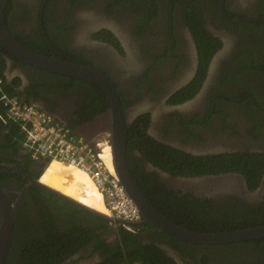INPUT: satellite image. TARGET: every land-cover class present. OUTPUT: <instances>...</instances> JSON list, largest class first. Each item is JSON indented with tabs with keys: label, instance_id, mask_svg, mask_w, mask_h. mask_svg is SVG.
<instances>
[{
	"label": "flooded vegetation",
	"instance_id": "1",
	"mask_svg": "<svg viewBox=\"0 0 264 264\" xmlns=\"http://www.w3.org/2000/svg\"><path fill=\"white\" fill-rule=\"evenodd\" d=\"M0 25L29 50L95 68L108 78L125 121L130 176L160 214L153 198L144 195L147 190L171 197L185 211L200 206L203 213L209 204L227 199L246 207L264 201V174L251 188L240 174L246 172L205 168L223 155H264V0H0ZM5 51L3 76L21 102L51 115L73 136L93 141L104 134L110 143L109 103L99 86L98 93L89 81L28 66ZM138 128V136L191 157L196 161L189 166L199 168L181 172L154 164L128 142ZM45 162L12 145L0 127V170L6 171L0 173V185L14 216L9 263L24 264L15 250L27 240L28 225L43 243L48 230L88 229L57 264H101L112 255L108 249L123 240L128 251L154 245L175 264H264V243L254 250L209 248L177 240L152 224L98 225L97 216L43 188L40 209L30 192L38 186L27 176H40L48 187L109 215L91 180L98 196L88 198L45 183L52 161L42 171ZM216 175H234L243 182L245 196L207 197L201 181ZM258 190L263 193L258 200L248 201ZM197 200L205 205H188ZM195 225L196 232L214 233L205 220Z\"/></svg>",
	"mask_w": 264,
	"mask_h": 264
},
{
	"label": "trees",
	"instance_id": "2",
	"mask_svg": "<svg viewBox=\"0 0 264 264\" xmlns=\"http://www.w3.org/2000/svg\"><path fill=\"white\" fill-rule=\"evenodd\" d=\"M5 49L0 45V81L2 83L1 87L4 92L10 96H15L14 90L6 83L3 76L4 60L2 57ZM92 87L96 88L98 92L99 89L96 85L91 84ZM99 93V92H98ZM5 108L0 103V113L4 118ZM0 127L5 130V135L8 141L16 146L18 149L20 145L18 139L20 137L19 128L17 125L10 121L4 123L0 119ZM140 127V126H139ZM139 129V128H138ZM141 133V129L137 130L136 133L130 135L128 138L129 144L136 149L143 152L146 158L152 161L156 165H161L164 168H173V170H180L181 172H186L187 170H195L199 168L197 164L189 166L190 161H196L191 157L171 149L170 147L163 146L157 143H153L147 140V135L138 136ZM210 159L209 161H211ZM47 162V161H46ZM45 162V163H46ZM214 163V162H213ZM45 166V165H44ZM43 166V168H44ZM208 170H215L216 168H225L228 170H238L246 173H240L245 176L248 185L251 188L255 187L257 178H260L264 173V155H249L247 154H233V155H223V157L216 158L214 164L205 166ZM248 171L256 173H248ZM187 174V173H183ZM209 174V173H208ZM24 182V179H22ZM252 185V186H251ZM142 189V187L140 188ZM143 190V189H142ZM44 191L40 187H31L30 192L34 195V200L40 209L44 210L43 201L39 198V194ZM144 192V191H142ZM145 193V192H144ZM150 192L147 190V197L153 198V205L161 211V213L167 218L171 219L176 224L184 227L187 230L195 231L198 230L195 226L197 220H205L210 227L211 232H227L237 229H243L252 226H258L264 224V201L256 204H248L249 207L244 206L235 199L224 200L223 203H211L207 207L209 211L203 213L200 210V205H205L204 202L192 201L190 206L197 205L199 207H192L189 211H185L182 205L177 204L171 197H161L157 193ZM54 202L57 199L56 196L51 195ZM52 200V201H53ZM62 201V200H61ZM64 203V201H62ZM194 204V205H193ZM75 209L78 213H82L78 209ZM97 224L107 223L104 219L96 218ZM202 226V225H201ZM29 227V229L27 228ZM202 228V227H201ZM26 229L30 232L28 233L27 240L24 241L22 247L18 245L15 251L21 255V259L24 260V264H57L63 258L68 256L75 248H77L76 237L82 233H88V229L84 230L82 227H72L71 232L58 233L57 231L48 230L47 236L44 239V243L39 241L37 238L41 235L36 231L31 230L30 226L26 225ZM68 237V238H67ZM84 241L81 242L83 244ZM264 243L262 240H253L246 242H236L231 244L217 245L209 248H227L236 249L239 246L253 247L251 250L258 249L259 244ZM21 249V252H20ZM111 250V256H109L101 264H175L174 261L166 256V254L158 247L154 245H147L145 247H140L137 249H132L128 251L123 244L115 248L108 249ZM7 262V263H6ZM5 264L9 263L8 257L5 260Z\"/></svg>",
	"mask_w": 264,
	"mask_h": 264
},
{
	"label": "water",
	"instance_id": "3",
	"mask_svg": "<svg viewBox=\"0 0 264 264\" xmlns=\"http://www.w3.org/2000/svg\"><path fill=\"white\" fill-rule=\"evenodd\" d=\"M0 45L23 64L56 75L86 80L99 86L104 91L109 103L108 117L110 119V129L108 128V130L110 132L109 145L113 172L118 177L126 194L134 202L144 220L132 222L111 218L110 216L91 209L83 203L63 195L62 193L41 183L40 176L37 178H30L27 176L28 183L43 188L59 196L65 201H68L71 204L76 205L77 207L111 223H118L120 225H137L141 223L152 224L161 231L185 243L219 245L264 239V224L227 232L203 233L187 230L160 214L145 200L130 176L125 157L127 142L125 121L123 119L119 98L117 97V94L108 78L95 68L66 63L59 60L55 56H45L38 52L29 50L19 43V41H17L10 34V32L1 25ZM48 163L49 162L45 163V168ZM45 168H43L42 171ZM12 171L14 170H11V172ZM2 172L6 171L0 170V173ZM200 180L196 181V183L199 184ZM201 183L208 188L206 190L207 197L213 199H221L224 196H234L237 198H243L245 196L244 186H242L243 182L241 183L240 180L234 178V175L210 176V178L202 179ZM262 194V191L258 190L256 194L248 199V201L258 200ZM13 232V205L5 193V190L0 185V264L5 263L6 257L12 245Z\"/></svg>",
	"mask_w": 264,
	"mask_h": 264
},
{
	"label": "built area",
	"instance_id": "4",
	"mask_svg": "<svg viewBox=\"0 0 264 264\" xmlns=\"http://www.w3.org/2000/svg\"><path fill=\"white\" fill-rule=\"evenodd\" d=\"M1 85L0 81V103L5 111L4 118L0 113V119L17 125L20 132L18 143L25 153L82 170L101 193L109 216L132 222L140 219L136 205L106 164L107 152H110L107 137L98 135L93 141H88L73 136L51 115L33 105L21 103L18 98L4 92Z\"/></svg>",
	"mask_w": 264,
	"mask_h": 264
},
{
	"label": "bare ground",
	"instance_id": "5",
	"mask_svg": "<svg viewBox=\"0 0 264 264\" xmlns=\"http://www.w3.org/2000/svg\"><path fill=\"white\" fill-rule=\"evenodd\" d=\"M97 137L98 135L95 138ZM100 146H103V144H100ZM109 153L110 152H107L106 164L108 168L113 171L111 156H109ZM70 168L71 169L67 173V166H63L61 163L52 160L51 164L44 173L43 179L48 185L50 184V186L56 187L61 192L74 196V198L76 197L75 193H77V191L80 192V195H84L85 198L91 197L94 193L98 196L96 191L97 188L95 189L96 186L94 187L91 183V178L78 168Z\"/></svg>",
	"mask_w": 264,
	"mask_h": 264
},
{
	"label": "clouds",
	"instance_id": "6",
	"mask_svg": "<svg viewBox=\"0 0 264 264\" xmlns=\"http://www.w3.org/2000/svg\"><path fill=\"white\" fill-rule=\"evenodd\" d=\"M14 97H15V96H14ZM16 98H18V100L20 101V99H19L18 96H16ZM20 102H21V101H20ZM21 103H23V102H21ZM23 104H27V103H23ZM28 105H31V104H28ZM33 106H34V105H33ZM34 107H35V106H34ZM36 108H37V107H36ZM37 109H38V108H37ZM39 110H40V109H39ZM41 111H42V110H41ZM43 112H44V111H43ZM100 135H101V134H100ZM77 137H78V136H77ZM20 148H21V147H20ZM21 150H22V149H21ZM46 161L49 162V163L51 162V161H49V160H47V159H46ZM49 163H48V164H49ZM48 164H47V165H48ZM44 168H45V166H44ZM103 204H104V203H103ZM104 207H105V205H104ZM106 215H107V214H106ZM108 216H109V215H108ZM110 217H111V216H110ZM111 218H112V217H111ZM140 218H141V217H140ZM139 220H140V219H139ZM139 220H138V221H139Z\"/></svg>",
	"mask_w": 264,
	"mask_h": 264
},
{
	"label": "rangeland",
	"instance_id": "7",
	"mask_svg": "<svg viewBox=\"0 0 264 264\" xmlns=\"http://www.w3.org/2000/svg\"><path fill=\"white\" fill-rule=\"evenodd\" d=\"M101 136H104V134H101ZM106 138V137H105ZM66 176V175H65ZM65 179V178H64Z\"/></svg>",
	"mask_w": 264,
	"mask_h": 264
}]
</instances>
